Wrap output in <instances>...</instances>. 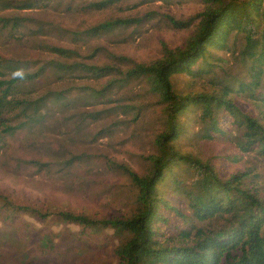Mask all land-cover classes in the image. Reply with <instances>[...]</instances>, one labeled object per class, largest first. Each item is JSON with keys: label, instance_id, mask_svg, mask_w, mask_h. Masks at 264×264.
Masks as SVG:
<instances>
[{"label": "rangeland", "instance_id": "obj_1", "mask_svg": "<svg viewBox=\"0 0 264 264\" xmlns=\"http://www.w3.org/2000/svg\"><path fill=\"white\" fill-rule=\"evenodd\" d=\"M17 1L0 0V18L20 19L15 27L0 23V63L29 61L31 65L27 70L8 69L6 78L35 71L51 60L107 64L122 71L134 63L151 62L161 57L162 43L181 46L193 29L174 27L166 16L181 20L202 9L198 0H120L101 9L89 7L99 0H42L27 9L3 5ZM117 18L138 20L98 35L76 36ZM229 44V50H212L210 73L196 78L172 75L175 92H212L227 84L233 88V101L264 125V103L237 89V84L248 83L249 75L256 74L255 61L238 54L243 46L240 35ZM48 45L76 53L64 59L50 52ZM261 70L264 80V66ZM111 77L48 71L21 84L17 92L20 100L30 103L43 97L37 113L25 115L15 109L0 116V264H120L115 248L121 239L111 228L93 231L59 216L70 211L95 219L127 217L136 210L134 185L109 162L147 174L148 156L157 153L156 138L166 129V115L144 78L111 86L107 84ZM103 86L107 88L102 95L94 94ZM54 92L64 97L55 100ZM200 112L193 107L180 116L182 134L173 146L216 164L224 175L247 170L250 184L264 191V157L257 150L240 152L236 147L242 127L223 120L229 126L226 135L200 139L198 134L206 127ZM4 126L15 129L7 132ZM173 170L166 184L174 176L184 179L185 186L191 184L192 170L186 165L180 163ZM162 188L166 190V185ZM162 192L172 202L180 201L181 209L188 212L183 194Z\"/></svg>", "mask_w": 264, "mask_h": 264}, {"label": "trees", "instance_id": "obj_2", "mask_svg": "<svg viewBox=\"0 0 264 264\" xmlns=\"http://www.w3.org/2000/svg\"><path fill=\"white\" fill-rule=\"evenodd\" d=\"M42 0L4 2V7L32 8ZM120 0H99L89 7L101 9ZM202 9L185 19L166 16L177 28L193 26L181 46L169 47L162 43V55L148 63H134L125 71L112 65H88L81 62L65 63L51 60L35 71H22L8 78L7 70H27L31 62L0 63V116L4 112L19 109L25 115L37 113L39 102L30 103L17 97L19 86L35 81L39 76L62 69L84 71L96 79L112 75L108 85L117 81L144 78L150 91L163 105L166 129L157 138V153L150 155L151 167L140 175L123 164L109 162V167L124 173L136 189V210L127 217L95 219L81 213L61 211L62 220L101 231L111 228L120 238L115 253L120 264H264V191L250 184V173L238 170L228 175L219 167L202 161L188 153H181L173 142L182 134L180 116L193 107L200 109V118L206 127L198 134L200 139H214L228 133L223 120L242 127L236 147L240 152L257 150L264 157V125L236 104L230 96L233 88L223 84L212 92L179 94L175 92L171 76L187 74L192 78L211 72L212 50H229V41L241 36V58L255 61L257 72L249 75L248 83L237 84V89L264 103V0H198ZM11 20H14L11 22ZM138 19L106 20L84 32L76 34L98 35L117 26H125ZM11 22V23H10ZM2 26H18L20 19L0 18ZM57 56L67 59L76 52L70 49L46 46ZM119 59H124L120 57ZM20 64V66H16ZM18 67V68H17ZM117 76V78H116ZM107 86V85H106ZM103 86L94 94L102 95ZM256 92L257 89H261ZM54 99L63 98L62 92H54ZM29 111V112H28ZM15 127L4 126L12 132ZM180 163L192 170V180L185 186L184 179L174 176L166 184L168 174H175L173 167ZM166 185V190L162 187ZM168 195L176 192L184 195L188 212L181 209L180 201L174 203ZM22 210L36 212L29 207ZM176 218L178 221H174ZM199 225L198 223H203Z\"/></svg>", "mask_w": 264, "mask_h": 264}]
</instances>
